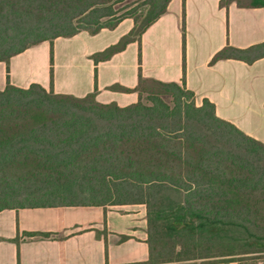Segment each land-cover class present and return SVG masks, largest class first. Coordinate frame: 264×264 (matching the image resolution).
Masks as SVG:
<instances>
[{"label":"trees","instance_id":"1","mask_svg":"<svg viewBox=\"0 0 264 264\" xmlns=\"http://www.w3.org/2000/svg\"><path fill=\"white\" fill-rule=\"evenodd\" d=\"M120 1L0 0V61L44 41L112 29L132 18L102 21L114 16L113 5ZM169 1L151 0L140 26L134 20L132 29L95 59L138 38ZM231 2L264 7V0L221 4ZM182 32L184 37V26ZM261 57L264 41L246 48L227 45L213 60L251 63ZM149 83L157 87L143 102ZM136 91L139 100L120 107L100 104L94 94H55L38 83L0 89V211L145 204L149 257L135 264H212L263 253L264 142L218 117L207 99L196 105L183 81L140 77ZM178 238L184 239L182 248L202 251H176ZM169 241L173 244L165 249ZM239 242L249 248L239 252Z\"/></svg>","mask_w":264,"mask_h":264},{"label":"crops","instance_id":"2","mask_svg":"<svg viewBox=\"0 0 264 264\" xmlns=\"http://www.w3.org/2000/svg\"><path fill=\"white\" fill-rule=\"evenodd\" d=\"M221 1L170 0L138 38L106 59L95 55L132 29L130 18L94 34L41 42L0 61V89L38 83L55 94H94L100 104L124 107L139 100L140 77L183 81L196 105L207 99L218 117L264 142V57L251 63L213 60L227 45L246 48L264 41V7ZM147 225L142 203L3 209L0 264L144 263Z\"/></svg>","mask_w":264,"mask_h":264},{"label":"rangeland","instance_id":"3","mask_svg":"<svg viewBox=\"0 0 264 264\" xmlns=\"http://www.w3.org/2000/svg\"><path fill=\"white\" fill-rule=\"evenodd\" d=\"M150 1L151 0H122L120 2H116L113 5L115 12H116L114 14V16H112L110 18H108V17L103 18L102 21L111 22V21L115 20L116 18L121 17L124 14H129L132 16V18H130V19L133 21V25H134V20H137L138 25L140 26L139 23L142 20V18L146 15L147 10L149 9L148 7L150 5ZM152 87L155 88L157 86L151 85L150 83L146 84L145 91H143V94H142L143 102H147V98H146V96L148 95L147 91L150 90V88H152ZM183 241H184V239H182V238H178L176 240V244L174 245V248L176 251L179 249H181L182 251L187 250L189 252L202 251L201 246L195 248L194 246L190 245V246H192V248L191 247L182 248L183 247V244H182ZM172 244H173V242L169 241L166 244L165 249L170 248L172 246ZM181 244H182V246H181ZM214 244L215 245L212 246V250L217 249L216 247L218 244H216V243H214ZM246 248H249V246L242 244V242L238 243L237 249L239 250V252L243 251L242 249H246ZM228 249H232V247H230ZM225 251H228V250L225 249ZM197 261H198L197 263H200L199 262L200 260H197ZM173 263L174 262H171L170 264H173ZM220 264H264V252L256 254V255L239 254V255L234 256L233 258L224 259L223 262Z\"/></svg>","mask_w":264,"mask_h":264}]
</instances>
